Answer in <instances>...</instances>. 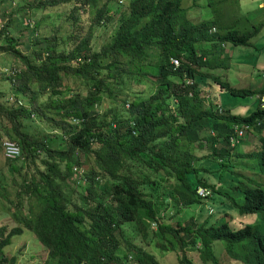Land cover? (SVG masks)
Listing matches in <instances>:
<instances>
[{"label":"trees","instance_id":"trees-1","mask_svg":"<svg viewBox=\"0 0 264 264\" xmlns=\"http://www.w3.org/2000/svg\"><path fill=\"white\" fill-rule=\"evenodd\" d=\"M16 1L0 0V54L17 62L0 77V195L11 185L14 199L0 197V206L16 222L0 225V264H14L3 249L23 230L44 247V264H161L150 244L175 251L177 264H197L192 253L201 264H223L214 241L231 260L264 264V136L258 149L241 153L236 133L243 125L262 129L264 109L258 104L240 116L206 106L203 89L213 81L234 96L264 94V86L234 88L204 71L225 67L226 44L249 46L260 25L234 21L233 0H191L189 7L187 0H126L108 42L93 49L94 28L111 20L112 0L83 34L66 39L39 34L30 13L63 4L95 8L98 0ZM200 3L211 12L195 22L187 12ZM145 80L152 94L129 97L132 82ZM119 94L121 107L98 111L105 97L119 103ZM200 139L211 152L198 157L191 146ZM3 141L17 145L18 156L6 157ZM233 157L247 159L253 171H236ZM204 159L210 168L196 165ZM134 164L149 172L134 175ZM198 188L212 195L199 196ZM215 194L251 222L231 228L224 219L180 215ZM125 223L144 245L127 237Z\"/></svg>","mask_w":264,"mask_h":264},{"label":"rangeland","instance_id":"rangeland-1","mask_svg":"<svg viewBox=\"0 0 264 264\" xmlns=\"http://www.w3.org/2000/svg\"><path fill=\"white\" fill-rule=\"evenodd\" d=\"M18 1V0H17ZM16 1V2H17ZM24 1V0H23ZM106 0H98L95 8L86 9H75L77 6L71 4H63L55 7H49L45 10L32 11L30 13V18L32 23L38 24V33L42 35H49L50 33L57 31L58 35L62 39H66V36L69 34H83L87 27L90 25L92 18L96 10L102 6ZM118 1V2H117ZM126 0H112L111 7L113 8L110 11L111 20L101 23L102 25L96 26L94 28V34L91 41L93 49L100 48L104 43L108 42L110 39L111 33L114 31L115 27L118 24V20L127 13ZM200 2V1H199ZM192 4L191 0L185 2V6ZM232 5L230 9V15L233 20H238L241 23H245L244 18L247 17L251 20L253 25H260L259 33L250 40L249 46H236L233 47L229 44H226V57L224 58L225 67L216 68L214 70H204L214 76L219 77L222 81L229 83L231 87L234 88H252L259 89L264 86V80L261 77V73L264 72V0H233L230 2ZM199 6H193L188 9V17L195 21H201L202 19L209 18L208 13L211 12L210 9L206 10L202 8V3L198 4ZM75 9V10H74ZM208 13H207V12ZM206 13V14H205ZM1 23V19H0ZM105 23V24H104ZM14 32L17 29H12ZM22 30L24 37L25 31ZM13 32V35H14ZM19 31H16L15 34H18ZM203 45V44H202ZM207 44L205 48H208ZM25 48V47H24ZM27 48V47H26ZM17 62L13 57L0 54V77L3 71H6L10 66L16 64ZM151 78L150 80H152ZM160 81V80H159ZM171 81V80H168ZM152 81H142L141 83L132 82L131 88L128 93L129 97L145 98L148 95L152 94L155 90L154 84ZM201 83V82H199ZM72 86V85H71ZM129 84H126L125 88H128ZM206 90V95L208 97L204 98L205 105L217 104L224 110H230L231 113L237 114L240 116H246L251 111H253L257 102L254 97H240L230 94L227 90L221 89L216 83L211 82V86H206L203 88ZM125 96L122 94L117 95L119 103H114L115 100L110 98H104L102 103L97 106L98 111L107 110L109 107L112 108L115 105L119 107L122 106L121 99H124ZM112 102V103H111ZM206 133L201 132V137ZM264 135V127L262 129H253L248 131L243 139L237 145L238 152H249L255 149H258L259 146V137ZM193 152L201 157L205 156L211 152V148L204 139H200L199 142L192 144ZM232 164L236 167L235 170L242 172L244 175H247L249 172L253 171V167L247 159H237L232 158ZM212 161L209 159L199 160L197 166L209 167L212 165ZM132 170L134 175L141 176L142 174H147L149 171L146 170L145 166L134 164L132 165ZM4 182H9V177L5 175L3 178ZM228 181V178L225 179L223 185ZM7 191L9 193H3L0 195L3 199L9 197L13 199V188L11 185H8ZM216 195V194H215ZM6 196V197H5ZM221 197V196H220ZM0 198V201L4 200ZM214 200L204 199L200 205H192L191 207L184 209L180 215H193L198 222H202L205 218L209 220L210 223H215L220 219L227 220L231 228H238L239 224L237 220H245L250 223L252 220L251 215L240 216L237 212L233 210H225L224 206L221 205L217 195L214 196ZM7 203V201H6ZM24 209L26 204H23ZM208 208H212L213 213L208 214ZM8 224L16 225L15 221H12L10 216L6 211L0 206V225ZM127 237L138 245H144L141 242L139 233L136 231L135 225L132 223H125L123 225ZM214 250L215 255L223 264H242L239 261L231 260L224 251V243L221 241H214ZM148 249L154 251L156 258L161 264H177V253L171 250L162 251L159 248H155L152 244L148 246ZM4 254H7V258L16 257L14 264H44L46 259V251L40 242L36 239L34 234L28 230H23L22 234L15 235L11 238V242L8 246L3 249ZM193 262H199L198 257L195 253H192ZM1 264H9V262H4ZM201 264V263H200Z\"/></svg>","mask_w":264,"mask_h":264},{"label":"built area","instance_id":"built-area-1","mask_svg":"<svg viewBox=\"0 0 264 264\" xmlns=\"http://www.w3.org/2000/svg\"><path fill=\"white\" fill-rule=\"evenodd\" d=\"M171 62L175 66L178 64V61L176 59H172ZM261 101H262V105L264 106V96L261 98ZM242 132H243V130L242 129H239L238 135H241ZM2 145L4 147V155L6 157L14 158V157L18 156L19 149H18L17 145H15L14 143L9 142V141H3ZM197 194L199 196H206L208 194V191H206L203 188H198L197 189Z\"/></svg>","mask_w":264,"mask_h":264},{"label":"clouds","instance_id":"clouds-1","mask_svg":"<svg viewBox=\"0 0 264 264\" xmlns=\"http://www.w3.org/2000/svg\"><path fill=\"white\" fill-rule=\"evenodd\" d=\"M172 59H175V58H170V63L172 64V68L173 69H176L177 67H179V61H178V59H176L177 61H178V64L175 66L172 62H171V60ZM261 77H262V79L264 80V72H262L261 73ZM186 83L187 84H190L191 83V80H187L186 81ZM264 96V94H259V95H257V96H252V97H254L255 98V100H256V102H257V105L259 104V106L261 107V108H263L264 109V106L262 105V101H261V98ZM215 104V103H214ZM125 106H128V104H125ZM239 129H242L243 130V132H242V134L241 135H238V131H239ZM248 131H251V127H248L247 125H243V126H241L240 128H238V129H236V133H237V135H238V137L239 138H241V139H243V137L246 135V133L248 132ZM262 136H264L263 134H262ZM203 189H205V188H203ZM206 191H208V194L207 195H212V192L209 190V189H205ZM196 194H197V192H196ZM203 197V196H202ZM210 198H211V196H210ZM223 206V205H222ZM226 210V209H225ZM228 211V210H227ZM207 213L208 214H212L213 213V210H212V208H208V211H207ZM220 220H223V219H220ZM219 220V221H220ZM227 221V220H226ZM196 262V261H195ZM194 262V263H195ZM197 264H198V262H196ZM199 264H200V262H199Z\"/></svg>","mask_w":264,"mask_h":264}]
</instances>
